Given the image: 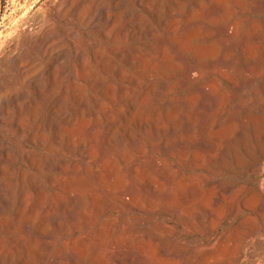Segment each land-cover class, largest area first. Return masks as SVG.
I'll return each mask as SVG.
<instances>
[{
	"label": "bare ground",
	"instance_id": "6f19581e",
	"mask_svg": "<svg viewBox=\"0 0 264 264\" xmlns=\"http://www.w3.org/2000/svg\"><path fill=\"white\" fill-rule=\"evenodd\" d=\"M68 15L84 29L65 26L79 72L33 98L22 160L0 141V264H264V0H65L47 45ZM185 144L184 222L202 227L220 201L232 219L190 239L159 220L138 229L147 213L173 217ZM222 170L232 178L207 177Z\"/></svg>",
	"mask_w": 264,
	"mask_h": 264
},
{
	"label": "rangeland",
	"instance_id": "374dc122",
	"mask_svg": "<svg viewBox=\"0 0 264 264\" xmlns=\"http://www.w3.org/2000/svg\"><path fill=\"white\" fill-rule=\"evenodd\" d=\"M125 2H128V0H125ZM60 4H62V6ZM91 5L92 2L84 7H80L78 3L77 8L79 7L80 9H78L80 16H82L85 11L89 12L92 10ZM64 6L65 0H0V77H2L4 81H7L6 79L10 81L11 78L14 80L13 85L11 81V83H8L7 88L5 87L3 89L0 87V94L4 95L7 91V95H4V98L0 95V141H9L10 139V142H15L14 148L20 160H22L20 158L22 149L34 147L28 143L27 138L31 135V124L33 122L31 115L32 105L41 88L47 89V87H49L47 85H50L49 80L52 76L61 77L66 80L68 79V75H76L79 72V62L74 55L75 50L73 45L74 40L76 41L77 39L75 38L71 41L72 39L65 33V29L67 28L65 26L70 25L73 26L78 33L84 34L82 23L78 20V17L73 16V18L68 15L56 22L57 29L63 37L61 44L47 45V32H44L47 31V26L53 25L52 23L56 21L55 17L60 15ZM47 22L50 23L47 24ZM54 46L58 51H55L56 48ZM50 48L52 50H50ZM261 49L258 53L257 66L264 72V64H262L264 62V60H262V58L264 59V51H261ZM255 79L253 89L256 91V95L258 93H263L262 96L258 94V98L260 96L264 98V84L261 83L262 79H264V75H256ZM40 85L41 87H39ZM7 110L12 111L9 114ZM184 146H187L186 151L184 150L186 149ZM184 146L182 150L180 147L176 149L175 161H177L172 168L173 179L168 187L169 195L175 196L173 217L167 219L162 213H147L144 216V221L137 225L138 229L145 230L148 225L151 226L155 220H159L173 225L177 229L180 237L190 239L198 234L209 233L211 227L217 222H219V230L220 228L223 229L228 224V221L232 219V216L228 213L227 205L220 201V204L218 203L219 206L216 205L212 212H210L212 216H210V213L204 214L205 218L202 227H193L192 222H184L182 213L184 210L182 207L183 204L177 202L180 201L178 195L181 182H179V178L185 173L190 175L192 171V148L187 144ZM211 169L215 170L212 167ZM214 173L215 175L211 172L207 173V177L211 180L216 178L221 181L232 178V175L224 170ZM173 184L174 186H172ZM164 200L168 199L165 198ZM161 201L158 202L156 208L165 206V203ZM215 208L218 209L216 210ZM190 212L189 219L191 220H198L202 214L201 208L196 202L192 204ZM214 212H216V215ZM138 234L132 238L142 237L152 243V238L150 239L147 233ZM255 245V242L247 241L245 246H247L246 248L248 250H254Z\"/></svg>",
	"mask_w": 264,
	"mask_h": 264
}]
</instances>
